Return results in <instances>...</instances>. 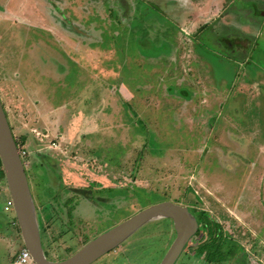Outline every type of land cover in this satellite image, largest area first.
Masks as SVG:
<instances>
[{
  "label": "rangeland",
  "instance_id": "374dc122",
  "mask_svg": "<svg viewBox=\"0 0 264 264\" xmlns=\"http://www.w3.org/2000/svg\"><path fill=\"white\" fill-rule=\"evenodd\" d=\"M208 1L210 6L206 8ZM234 1H54V4L60 5L66 11L69 8L74 9L76 5L77 10L78 5L82 8L89 5L100 8L104 2L100 14L87 17L93 23L96 22L99 27L97 32L93 31L95 24L94 27L88 26L84 30L87 37L93 35L99 41L97 49H94L97 58L95 62H87V70L84 71L79 69V61L76 64L70 60L76 66L70 64L68 75L61 79H46L43 76L40 79L35 76L32 81H28V75L33 76L40 73V70L35 73L31 69L23 68L22 74H26L24 79L28 81L24 87L31 91L37 102L41 101L46 86L52 87L56 97L53 106L58 108L63 102L70 103L68 110L72 112H69V116L85 113L92 122L102 116L109 120L115 129L103 130L99 124V130L92 131L87 128V134L82 136L89 142H100V149L94 154L101 164L110 168L120 166L124 155L133 152V139L135 148H139L143 156H149L148 160L153 163L151 166H143L144 169L135 165L132 178H119L118 185L125 187L122 190L101 192L99 185H96L97 189L94 187L96 194L117 202L98 200L97 208L96 205L93 206L95 214L100 217L91 222L80 221L82 228L79 231H92L82 237L88 239L86 244L141 210L154 204L172 201L190 207L193 214L198 213L193 209L211 214L200 234L191 240L190 248L178 264H264V239L260 237L261 233L264 235V199L257 201L256 211L253 212V204L240 205L241 199L238 198L245 188L247 191L254 190L256 182L258 192L262 190L264 195V98L261 97L264 96V34L255 41L258 46L255 53L260 54L254 60H249V64L243 62L246 61L245 57H241L243 60L239 57L227 60L222 55L214 54L207 56L203 64L193 57V41L196 40L194 34L199 29L198 26L215 19V23L211 25L216 30L219 21H232L238 26L239 21L245 20H239L235 15H227L233 11ZM251 1H256L259 10L264 11V0ZM20 2L21 0H0L1 15L9 14L6 10L8 5L10 11L16 12L14 16L19 17L18 23L10 20L0 22V67L7 65L6 73L11 75L18 67L19 52L21 54V51L29 49L33 38L38 41L53 37L57 48L50 43L48 46L56 49L59 59H74L75 50L66 48L64 43H57L56 40L60 38L52 35V19L49 20L51 14L43 10L45 1L29 0L24 7ZM137 2L143 3L150 10V21L145 23L149 35L144 32V27L137 30V27L129 25L132 15H135L133 4ZM128 4L129 9L122 7L123 5L128 8ZM159 4L164 12L158 11L156 5ZM67 13L71 15V20L81 19L79 12L72 10ZM249 17L250 13L246 19ZM1 19L2 17L0 21ZM66 29L77 31V28ZM27 35L30 36L29 40L25 38ZM109 37H115L113 42ZM199 39L201 40V34ZM255 48L256 46L253 47ZM250 49L251 47L248 51ZM208 50L216 49L212 47V50ZM91 52L95 53L93 50ZM143 59H147L149 64L146 62L148 65L143 66ZM94 66L97 67L93 68ZM5 76L0 73V90L4 98V85L11 83L6 81ZM177 90L178 100L175 97ZM191 97L193 99L190 102L185 101ZM6 101L4 105L7 109L10 107L8 112L16 125L17 138L20 141L21 136L28 138L25 147L32 156L26 159L25 166L37 215L42 214L43 210V215H48L55 204L58 206L56 212L61 213L64 205H59V199L55 204L49 203V206L42 204L43 187L37 186L38 177L35 171L40 158L35 155L38 146L32 134L36 123L32 124L27 116L24 117V111L29 110L27 107L8 106ZM40 123L41 120L39 126ZM76 123L78 122H75L77 126ZM195 148H205L209 152L201 156L196 168H192L189 167L192 165L190 157L183 153ZM186 158L188 162L185 165ZM179 161L183 162L180 168ZM89 171L91 172L81 174L85 183H90L104 174L97 170ZM106 174L108 179L112 178L110 174ZM1 185L8 190L5 182ZM230 196H234L235 202L229 203ZM6 197L11 203L9 194ZM238 206L243 215L251 213L252 216L241 217L236 212ZM0 212L4 213L2 200ZM6 215L16 218L14 210ZM196 216L198 217L197 214ZM237 216L242 218L240 222ZM69 221V226L77 223L75 216ZM44 229L45 226L41 223L42 233ZM256 231L259 235L255 234ZM175 238L173 223L168 219H158L140 229L114 253L107 254L94 264H161ZM43 243V248L49 255L50 247L45 240ZM235 243H240V246ZM78 251H73L71 255ZM67 255L62 254V258L66 259Z\"/></svg>",
  "mask_w": 264,
  "mask_h": 264
},
{
  "label": "crops",
  "instance_id": "0c3cea01",
  "mask_svg": "<svg viewBox=\"0 0 264 264\" xmlns=\"http://www.w3.org/2000/svg\"><path fill=\"white\" fill-rule=\"evenodd\" d=\"M27 1L29 0H21L20 4H23L24 7ZM43 1H45L43 3L45 4V8L43 10L46 11L47 14H51L49 20L51 21L52 19V21L50 22L53 30L52 35L60 38L56 40L57 43H64L66 44V48L75 50V53H73L74 59L66 58L63 61L59 59L57 53H55L56 49H54V47L48 46L49 43L55 46L53 37L52 38L50 37L51 39L45 37V39L43 40L39 39L38 41L35 38H33L30 48L27 50L26 49L23 50L22 47L23 52L21 51V54L19 52L18 60H17L18 67L13 70V73L11 75H8L6 73L7 65L0 67V73L6 75L5 76L6 81L11 82V83H6L4 85L6 98H4V95L2 96L1 90H0V97L3 105L4 102L6 101V100L4 101V99H8L6 101V103L9 104L8 106L13 105L16 108L27 107L29 110L24 111V117L27 116V118H29L28 121L32 124L33 122L36 123V125H34L36 129H33L32 134H34L36 139V144L38 146L35 155H37L40 158V160H37L35 171H36V176L38 177L37 186L43 187L44 199L42 204L43 205H48L49 203L55 204L56 201L59 199L58 201L61 202V204L59 205H64L62 211H60L61 213L56 212L58 206L57 204H55L56 206L54 208L53 207L50 208V212L47 213L48 215H43V213L45 212L43 209H42L43 213L42 214L39 213V215H37L43 247H44L43 240H45V243H47L50 247L48 250L49 255L48 252L47 253L45 252V254L50 261L58 263L67 260L72 256L71 253L73 251L76 250L78 251L80 250L81 247L85 246L86 241L88 239L85 240L82 237L91 234L92 231L91 230H90L91 232L84 231L85 233L79 231L80 228H82L80 226V221L87 220L91 222L93 221V219L100 217L99 215L95 214L94 211L95 207L93 205H96L97 208V205L99 203L98 200H102L105 202L116 201L115 199H106V197L101 196V194L100 195H98V193L96 194V189H97L96 185L102 187V188L99 187V190L101 192L103 190L107 191L111 189L122 190L125 187L123 185H118L117 180H119V178H121L120 180H124L125 177L132 178L136 170L135 165L136 166L140 165L141 168L144 169L143 166L144 167L151 166V164L153 163L151 162V160H148L149 156L147 157L143 156V153H140L139 151L140 149L135 148V142H134L135 140L133 139V146L131 148L133 152L132 153L129 152L126 155H124L123 162L122 164L120 163L121 164L120 166H118L117 168L114 167L110 168L107 165L101 164L98 161V158H96L94 154L95 152L98 151V149H100V142L98 141L95 142L92 139H91L92 141L89 142L88 139H85L82 136L83 134H87L88 131L86 130L87 128L92 131L99 130L98 126L100 124V126L102 125L103 130H113L115 129L114 125H110V121L105 120L103 116L97 118L98 120L95 119L94 122L91 121V118L86 117L85 113H80L77 116L76 115L69 116V112H72L68 110L69 109L68 106L70 105V103L63 102L62 104H60L58 108H55L53 106V102L54 100H56V97L52 87L46 86V91L44 92V95L42 96L40 102L34 100L31 91H29L28 88L24 87V85L27 84L28 81L30 80L32 81V79L35 76H38V78L40 79L42 78V76L46 79L64 78L65 76L68 75L70 71V67H69L70 64L76 66V64H78L77 61H79L80 64L78 65L79 69L80 70L82 69V71H84L86 69V65L88 66L87 62L89 63L95 62L97 58L96 57L97 53L95 52V50L97 49L96 45L98 44L97 42L98 40L96 39V37H94L93 35H89L88 37L85 35L83 36L79 35L81 34V31L85 32L84 30L87 29V27L84 28L80 24V20L85 18V14L82 13L84 10H82L81 12L77 10V8H74L75 12H81V14L79 13L81 19L76 20L77 23H74V26L77 25L78 30L77 31L70 29L67 30L66 29L67 27L68 28L71 27L68 25L69 15L65 16V13H67L66 10L62 9L60 5L54 4L55 0H43ZM103 4L104 2H102V5ZM6 10L9 14L8 15L0 14V17H2L0 22L2 21L6 22L10 20L12 23H18L19 17L17 18V16H14L16 12L10 11L8 5ZM68 10H70V8ZM185 15L186 13H184L183 16ZM179 21L183 22L184 20H179ZM95 28L93 30H95L96 32V30H98L97 28L99 27L95 26ZM25 38L26 39L28 38L29 40L30 36L27 35ZM27 41H25L24 43H27ZM44 43H47V45ZM88 44L90 45L89 47L86 46ZM92 45H94V48ZM92 50L96 54L91 52ZM59 53L61 52L59 51ZM256 56H258V54L251 57L249 60L251 61V59L255 58ZM249 57H250L249 55H246L245 56L246 61L242 59L243 62L248 63ZM70 60H73L76 64L71 63ZM36 67H38V69ZM96 67L97 66H94L93 68ZM23 68L31 69L35 73H37L38 70H40V73L34 74L33 76L28 75L27 77L28 81H27L24 79V75L26 74H22ZM13 74L14 76L17 75L18 78L16 76L15 78ZM46 84H48V81ZM18 90H20V92ZM114 96L117 101L118 100L117 94H115ZM175 97L178 100V90H177V95ZM175 97L173 95V98ZM261 97L264 98L263 95ZM192 99H193L192 97L189 99L187 98L185 99V101L190 102ZM38 103H40V105ZM4 108L6 110L7 117L9 119V123L11 125L15 139L19 141V144L21 145L20 151L25 152L26 154L25 157L23 158V162L25 165L26 159L32 156V153L28 152L26 150L27 148L25 147L28 138L27 136H23V137L21 136L20 138L21 141L17 138L16 125L13 123V120L12 118H10L8 112V109L10 107H8L7 109L6 106L4 105ZM39 120H41L40 123L41 126H39L38 124ZM67 122H69L68 125L66 124ZM75 122H78L76 123L77 126L75 125ZM48 127L50 128L48 129ZM208 152L209 151L205 148H198V149L195 148L184 152L183 155L186 157L187 156L190 157V162L192 165L189 167L196 168L195 166L198 165V162H200L201 156L204 155V153H208ZM74 154H78V156L75 157ZM141 158L143 160L142 165H141V161H142ZM188 159L186 158V162H184L185 165L188 162ZM179 162L180 164H178V167L183 163L182 161ZM121 168H123L125 171L123 169L121 170ZM25 169L27 172L26 166ZM90 169H92L93 171L97 170L103 172L104 174L99 176L98 179L96 180H91L90 183H85L86 181L82 179L81 174L83 172H91L89 171ZM2 170H3L2 167H0V200H2L4 203L5 214L3 212H0V264H16V257L20 253V251L23 248H25V246L23 243V239L21 236V231L17 219L6 215L12 213L13 209H12V203H10L9 199L6 197L9 194L8 190H6L5 186L1 185L3 182L6 183L5 179L1 178ZM106 173L110 174L112 178L108 179ZM260 179L262 180V178ZM191 180H193V178H191ZM113 182H116L117 184L115 185ZM127 187L128 185L126 186V188ZM245 187L246 185L244 186V188ZM253 187L254 190L252 191H247V189L245 188L244 193L242 192L241 194H239L238 198L240 197L241 199L240 205H242L243 203L246 205L253 204V212H254L256 211L255 204H257L258 200L259 201L263 200L264 195L262 190L258 192L257 182ZM228 200L229 203L235 202L234 196H230ZM198 202L200 201L198 200ZM7 208L9 209L8 211L6 210ZM196 210L199 211V209ZM71 211H73V213H71ZM81 211L83 212V214H80ZM236 212L242 217L243 214L240 212V206L237 207ZM73 216H75L77 223L72 225L75 229L71 230L70 228L73 227L69 226L70 223L69 220H71ZM210 216L211 214L207 212L204 213L205 219H209ZM244 216L245 217L252 216V214L248 213V214H244L243 217ZM241 217L237 216L239 222L242 219ZM247 221L251 222V219H248ZM41 223H43V225L45 226L43 233L41 230ZM253 224L255 226L258 225L257 223H253ZM258 227L260 226L258 225ZM255 234L259 235L257 231ZM260 237L264 239V235L262 233L260 234ZM235 244H237L238 247L240 246L239 245L240 243L239 244L235 243ZM260 248L263 249L262 247ZM62 254L63 255L68 254L67 257L64 256L66 259L62 258L63 257ZM262 256L264 257L263 252H262Z\"/></svg>",
  "mask_w": 264,
  "mask_h": 264
},
{
  "label": "water",
  "instance_id": "95a60500",
  "mask_svg": "<svg viewBox=\"0 0 264 264\" xmlns=\"http://www.w3.org/2000/svg\"><path fill=\"white\" fill-rule=\"evenodd\" d=\"M0 162L24 246L36 264H94L115 251L144 226L158 219L173 221L176 231V239L161 264H177L186 246L198 232V222L191 215L188 207L172 201H165L141 210L133 217L87 243L67 260L58 263L52 262L46 256L43 248L30 182L1 97Z\"/></svg>",
  "mask_w": 264,
  "mask_h": 264
},
{
  "label": "flooded vegetation",
  "instance_id": "af4514ba",
  "mask_svg": "<svg viewBox=\"0 0 264 264\" xmlns=\"http://www.w3.org/2000/svg\"><path fill=\"white\" fill-rule=\"evenodd\" d=\"M135 1H139V0H135ZM209 6H210V1L206 2V4H205L206 8H209ZM76 7H77V5L74 8H76ZM78 7H79L78 10L81 12H82V10H84L82 13L85 14V18L80 20L81 26L84 28L88 27V26L92 27L94 24L96 26V22L93 23L91 21V19L88 20L87 17H90L92 14H94V16L96 17L98 14L101 13V9H102L101 7H104V5H101L100 8L96 7V6L95 7L90 6V5L86 6L85 8H80L81 6H79V5H78ZM122 7L124 9H129L130 5L129 4L127 5L128 8H126L123 5H122ZM156 7H157L158 11L164 12L163 7L160 4L156 5ZM133 8L135 10V15L134 16L132 15V18L129 21L130 22L129 25H131L132 27L133 26L137 27V30L143 29V27H144V32H147L149 35V31L146 30V29H148V26L145 25L146 22L150 21V18H149V16H150L149 11L150 10H149V8H146L145 5L141 2H140V4H139V2L133 4ZM72 10H74V9L70 8V10H68L66 12H70ZM81 12H79V13L81 14ZM249 13H250L251 18L249 17V19H246V17L248 16ZM67 15H69V14L65 13V16H67ZM227 15L228 16L229 15H235L239 18V20L242 18H245V20L239 21L238 26L235 23H233L232 21H230L228 23L223 22V21H219V22H217L219 24L216 27V30H215V27L213 30V25H211V24L215 23V21H216L215 19H213V21L209 20L207 23L204 22L202 26H198L199 29L194 34V35H196V37H195L196 40L193 41V43H194L193 57H194V59H196L201 64H203V62H206L205 58L207 56L214 55V54L215 55H222V56H224V58H227V60H232V57H239V58L245 57L246 55L250 56L248 58V60H249L251 57H253L257 54L258 55L260 54V52L255 53L258 49V46L255 43V41L258 38H261L264 34V11L259 10V4H257L256 1L252 2L251 0H235L234 6H233V11H231ZM224 16L226 18V15H224ZM257 18H259V19H257ZM68 22H69L68 25L71 28H77V25L74 26V23H77V21L71 20V15H69ZM93 31H95V30H93ZM96 32H97V30H96ZM85 34H86L85 32L81 31V34H79V35L83 36ZM200 34H201V40L199 39ZM109 38L111 40L115 39V37L114 38L109 37ZM113 40H112V42H113ZM146 41H145V44H147ZM97 42H99V41H97ZM254 46H256L255 49H253ZM212 47H214L216 50L215 51L212 50ZM250 47H251V49H250V51H248V49ZM227 48H230V50H228ZM208 49H211L212 51H210ZM210 52H212V53H210ZM146 62L148 63L149 61L147 59H143L141 64L143 66L148 65L149 63L147 64ZM174 203H176V202H174ZM193 210H194V212H198V213L193 214L189 208L191 215L197 220L199 228H198L197 234L192 239H194L196 236H198V234H200L201 229H202V227H204L206 225V220H207L204 217V213H205L204 211H200V210L198 211L196 209H193ZM196 214L198 215L199 218L196 216ZM171 222L173 223V221H171ZM173 226H174V223H173ZM174 230H175V228H174ZM191 240H190V242H191ZM190 242L186 246L185 251L182 254V256H184L186 251L190 248ZM236 246H238V245L236 244ZM111 253H109V254H111ZM113 253H114V251H113ZM178 263H179V261L177 262V264Z\"/></svg>",
  "mask_w": 264,
  "mask_h": 264
},
{
  "label": "built area",
  "instance_id": "2783aa9c",
  "mask_svg": "<svg viewBox=\"0 0 264 264\" xmlns=\"http://www.w3.org/2000/svg\"><path fill=\"white\" fill-rule=\"evenodd\" d=\"M25 155H26L25 152L21 151L22 158H24ZM6 210L8 211L9 209L7 208ZM16 264H36V263L32 258L30 252L26 248H23L16 257Z\"/></svg>",
  "mask_w": 264,
  "mask_h": 264
},
{
  "label": "trees",
  "instance_id": "16d2710c",
  "mask_svg": "<svg viewBox=\"0 0 264 264\" xmlns=\"http://www.w3.org/2000/svg\"><path fill=\"white\" fill-rule=\"evenodd\" d=\"M16 142H17L18 147L21 149V145L19 144V141L16 140ZM1 173H2L1 178L5 179L3 170L1 171Z\"/></svg>",
  "mask_w": 264,
  "mask_h": 264
}]
</instances>
